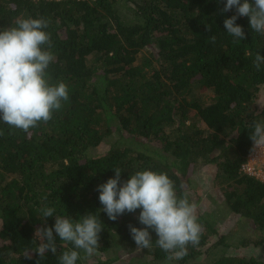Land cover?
<instances>
[{
    "label": "trees",
    "instance_id": "16d2710c",
    "mask_svg": "<svg viewBox=\"0 0 264 264\" xmlns=\"http://www.w3.org/2000/svg\"><path fill=\"white\" fill-rule=\"evenodd\" d=\"M223 6L218 0H0V29L17 18L50 20L46 31L56 61L48 72L70 95L51 121L27 134L0 124V264H59L71 245L60 247L58 236L56 255L35 252L36 229L55 223V216L43 222L38 209L45 206L73 220L92 213L103 224L98 253L87 259L81 253L77 264H116L119 255L96 257L111 249L130 260H138L133 255L139 251L148 262L168 261L158 247L137 250L128 225L143 227L139 210L116 221L100 211L96 188L114 178L116 168L122 181L136 171L167 173L177 195L197 206L193 176L210 168V184L252 232L238 247L264 249V180L240 171L253 147L250 124L264 120V70L253 66L257 52L264 56V36L240 17L246 39L234 44L223 22L235 10L221 13ZM194 86L211 94L207 104L192 93ZM112 132L118 141L92 154ZM196 215L199 245L171 261L264 264L227 255L231 245L212 214Z\"/></svg>",
    "mask_w": 264,
    "mask_h": 264
},
{
    "label": "clouds",
    "instance_id": "9594fccd",
    "mask_svg": "<svg viewBox=\"0 0 264 264\" xmlns=\"http://www.w3.org/2000/svg\"><path fill=\"white\" fill-rule=\"evenodd\" d=\"M224 3L221 13L235 10L231 18L224 20L226 33L238 44L245 40L244 29L236 23L247 17L251 30L264 36V0H218ZM50 20L40 18H17L14 26L0 29V124L10 130L29 133L47 124L54 113L69 102V88L63 81L53 82L48 69L56 61L51 34L46 31ZM211 31L210 27H207ZM215 43L216 37L209 38ZM257 71L264 70V56L257 52L253 60ZM249 135L252 151L264 149V120H253ZM0 135L3 132L0 131ZM114 178L97 186L100 211L111 221L124 214H134L143 227L128 225L137 250L158 247L166 253V260H180L187 255L189 246L200 243L202 226L196 215L197 205L186 196H178L176 186L167 173L152 170L136 171L126 181L121 180L119 168L113 170ZM43 199H47L46 197ZM43 222L55 216L52 227L36 229L34 236L40 243L36 253L43 257L48 252L57 254L56 237L61 246L71 245L60 253L59 264H77L98 253L100 233L104 226L92 213L73 220L68 215H57L54 207L38 209ZM151 230V231H150ZM151 232L157 236L153 243ZM55 233V235H54ZM35 243V241H34ZM31 259L28 252L24 256Z\"/></svg>",
    "mask_w": 264,
    "mask_h": 264
},
{
    "label": "rangeland",
    "instance_id": "374dc122",
    "mask_svg": "<svg viewBox=\"0 0 264 264\" xmlns=\"http://www.w3.org/2000/svg\"><path fill=\"white\" fill-rule=\"evenodd\" d=\"M192 93L197 97L201 105H205L211 98L210 93H201L198 90V87H192ZM118 134L116 132H112L109 136H107L103 143H101L92 154L101 155L107 152L109 149V144L118 141ZM213 170L210 168L201 169L192 179V186L195 188V191L198 193L200 200L199 205L197 206L196 212H200L201 214L208 215L212 214L213 220L215 221V226L219 232V234L224 235L227 238V242L231 245V247L226 250L227 255H236V256H253L264 263V249L261 247L253 246L249 244L246 247H238V242L241 238L253 237L252 232L249 228V225L242 218H239L233 214H231L223 201L221 200L219 194L217 193V188L213 187L210 184ZM39 243L40 241L37 240ZM119 255L122 257L120 260L116 262V264H176L173 261H165V262H148L150 261V257L147 254H142L137 251L133 256L138 257V260H130V255L124 252H117L115 249H111L107 254H101L96 257L98 259H106L108 257H114ZM89 260V259H88ZM90 261L94 262L95 259H91ZM205 259H198L196 262L191 264H205Z\"/></svg>",
    "mask_w": 264,
    "mask_h": 264
},
{
    "label": "built area",
    "instance_id": "2783aa9c",
    "mask_svg": "<svg viewBox=\"0 0 264 264\" xmlns=\"http://www.w3.org/2000/svg\"><path fill=\"white\" fill-rule=\"evenodd\" d=\"M253 148V147H252ZM240 171L250 177L264 180V149L256 152L250 151L247 160L240 167Z\"/></svg>",
    "mask_w": 264,
    "mask_h": 264
}]
</instances>
